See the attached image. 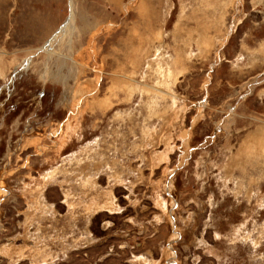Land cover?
I'll list each match as a JSON object with an SVG mask.
<instances>
[{
	"label": "rangeland",
	"instance_id": "1",
	"mask_svg": "<svg viewBox=\"0 0 264 264\" xmlns=\"http://www.w3.org/2000/svg\"><path fill=\"white\" fill-rule=\"evenodd\" d=\"M0 264H264V0H0Z\"/></svg>",
	"mask_w": 264,
	"mask_h": 264
},
{
	"label": "bare ground",
	"instance_id": "2",
	"mask_svg": "<svg viewBox=\"0 0 264 264\" xmlns=\"http://www.w3.org/2000/svg\"><path fill=\"white\" fill-rule=\"evenodd\" d=\"M69 22H70V20H68L62 27H61V31H64L67 27H68V25H69ZM47 48V44H46V46L43 48V49H46Z\"/></svg>",
	"mask_w": 264,
	"mask_h": 264
}]
</instances>
